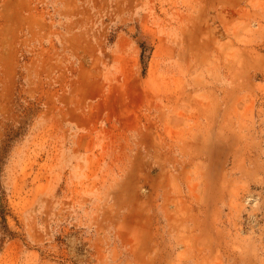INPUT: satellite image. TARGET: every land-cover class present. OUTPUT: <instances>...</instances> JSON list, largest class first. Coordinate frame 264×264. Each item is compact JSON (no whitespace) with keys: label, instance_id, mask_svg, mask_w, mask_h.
<instances>
[{"label":"rangeland","instance_id":"rangeland-1","mask_svg":"<svg viewBox=\"0 0 264 264\" xmlns=\"http://www.w3.org/2000/svg\"><path fill=\"white\" fill-rule=\"evenodd\" d=\"M0 264H264V0H0Z\"/></svg>","mask_w":264,"mask_h":264}]
</instances>
